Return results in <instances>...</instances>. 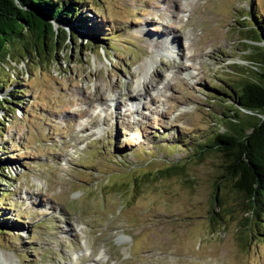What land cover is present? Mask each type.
Instances as JSON below:
<instances>
[{
  "label": "rangeland",
  "instance_id": "rangeland-1",
  "mask_svg": "<svg viewBox=\"0 0 264 264\" xmlns=\"http://www.w3.org/2000/svg\"><path fill=\"white\" fill-rule=\"evenodd\" d=\"M249 1L264 18V0H86V24L108 41L73 29L51 62L14 46L2 68L24 94L0 142V215L13 226L0 264H264L263 214L211 220L220 158L188 163L172 147L222 132L229 86L260 70Z\"/></svg>",
  "mask_w": 264,
  "mask_h": 264
},
{
  "label": "trees",
  "instance_id": "trees-1",
  "mask_svg": "<svg viewBox=\"0 0 264 264\" xmlns=\"http://www.w3.org/2000/svg\"><path fill=\"white\" fill-rule=\"evenodd\" d=\"M85 3L86 0H0V142L5 117L14 112L9 101L13 100L16 102L14 105L19 106L18 99L24 94L23 90L17 91L13 86L17 78L6 76L2 68L15 56V45L21 46L27 59L42 57L51 62L55 48L59 47V35L66 36L65 28L78 30L100 43L111 39L97 27L86 24L87 19L81 14ZM248 6V16L241 17L251 25L247 31L249 39L246 40L264 45V18L254 10L253 3L249 1ZM69 39L73 40V37ZM61 41L65 43L67 38ZM254 63L260 69L256 70L255 78L248 77L238 82L236 87L229 86L232 104L223 106L232 112L228 124L223 122L222 116L212 117L214 123L222 121L226 128L222 132L194 137L188 144L180 137L179 142L172 146L185 147L188 163H200L209 156L220 158L222 167L214 181L213 204L222 210L215 212L213 206L210 211L213 222L220 220L225 211L229 215L242 211L246 217L254 218L264 215V49L257 53ZM213 91L214 101L227 103L222 100L228 97L224 87L213 86ZM242 112L247 115L242 116ZM0 149L6 148L0 144ZM6 162L0 158L1 185L8 183L4 174L8 169ZM183 168L184 165L177 163L168 171L180 173ZM5 195L0 194V197ZM229 195H232V204H228ZM11 227L0 220V232Z\"/></svg>",
  "mask_w": 264,
  "mask_h": 264
},
{
  "label": "water",
  "instance_id": "water-1",
  "mask_svg": "<svg viewBox=\"0 0 264 264\" xmlns=\"http://www.w3.org/2000/svg\"><path fill=\"white\" fill-rule=\"evenodd\" d=\"M53 28L56 30V25H55V24H54ZM65 31H66V33L68 34V37H71L73 34H74L75 36H77V33L74 32L73 30L71 31V30H67V29L65 28ZM77 39H79V38H77ZM79 40H80V39H79ZM90 44L93 45V43H90Z\"/></svg>",
  "mask_w": 264,
  "mask_h": 264
},
{
  "label": "bare ground",
  "instance_id": "bare-ground-1",
  "mask_svg": "<svg viewBox=\"0 0 264 264\" xmlns=\"http://www.w3.org/2000/svg\"><path fill=\"white\" fill-rule=\"evenodd\" d=\"M198 51L200 52V50H198ZM137 93H138V92H137ZM138 96H140V95H138ZM138 96H137V97H138Z\"/></svg>",
  "mask_w": 264,
  "mask_h": 264
}]
</instances>
